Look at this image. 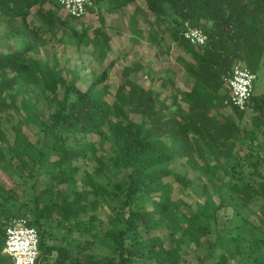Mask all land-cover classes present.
<instances>
[{
    "label": "trees",
    "instance_id": "1",
    "mask_svg": "<svg viewBox=\"0 0 264 264\" xmlns=\"http://www.w3.org/2000/svg\"><path fill=\"white\" fill-rule=\"evenodd\" d=\"M93 1L108 2V9L115 11L139 0ZM143 1L154 16L152 40L161 45L169 34L191 57H178L192 79V87L182 95L186 107L177 99L169 103L160 91L134 80L132 76L143 70L140 63L123 67L122 80L113 93L104 85L107 69L94 76L87 88H81L77 78H69L31 56L32 51L46 44V36L38 33L58 37L61 23L77 35L72 22L46 7L50 0H0V23H8L27 35L30 30L25 25L31 24L28 19L33 8L37 7L35 12L42 20V24H33L37 27L33 32L36 41H24L14 52L0 53V144L9 141L4 126L15 110L21 118L19 127L34 123L42 132L33 157L21 147H15L16 154L35 165L47 146L58 158L51 183L34 196L32 206L24 204L28 211L13 208L0 195V264H11L4 252L6 227L21 216L31 215L39 231L40 264H188L187 243L195 249L205 248V253L196 257L199 264H207L208 259L213 264H230L231 254L239 245L222 221L227 205L222 194L224 186L246 204L262 199L260 211L264 215V175L260 170L264 167V91L254 90L248 108L240 110L229 103L224 80L239 63L257 77L264 75V0ZM94 10L93 6L87 9ZM186 22L203 29L208 37L204 45L195 46L186 39ZM85 33L79 36V42ZM33 86L53 109L48 117L27 94ZM228 106L234 116L224 112ZM134 114L142 120L134 119ZM91 134L99 136L100 146L110 145L112 154H99L96 145L78 146V136ZM90 157L95 162L93 171L85 169L81 179L76 178L82 170L80 160L87 165ZM176 159H185L213 188L204 201L188 204L173 199L175 183L185 188L193 186L192 179L171 167ZM116 176L120 180L113 183L111 177ZM78 184L83 189L79 190ZM99 199L113 205L117 216L110 220L121 224L107 235L112 243L110 254H89L81 260L73 258L64 245L46 243L43 223L57 216V223L64 224L68 234L79 231L81 219L96 210ZM90 219L94 222L97 217L93 214ZM161 227L168 232L173 244L170 248L151 236ZM257 246L256 241L250 248L256 250ZM255 264L264 262L258 257Z\"/></svg>",
    "mask_w": 264,
    "mask_h": 264
},
{
    "label": "rangeland",
    "instance_id": "2",
    "mask_svg": "<svg viewBox=\"0 0 264 264\" xmlns=\"http://www.w3.org/2000/svg\"><path fill=\"white\" fill-rule=\"evenodd\" d=\"M109 5L108 2L95 4L93 1L94 11H88L83 18L73 20L60 6L59 0H50L46 7L53 8L61 19L72 22L77 35L73 33V28L58 23V37H51L49 32L38 33L39 36H46V44L32 51L31 56L55 67L69 78H77L78 85L83 89L90 85L94 76L100 75L107 69L108 78L104 85L110 87L111 93L122 80L123 67L140 63L143 70L132 76L134 80L160 91L162 98L168 99L169 103L177 99L179 105L186 107V104L182 102V95L184 91L192 87V79L178 61V57L188 60H191V57L173 41L169 34L161 45L152 40L150 27L154 16L148 10L145 1L139 0L115 11L109 10ZM36 10L37 7L33 8L28 19L31 24L24 23L26 29L30 30L27 35L8 23H0V53L14 52L23 45L24 41L37 40L33 33L37 27L33 24H42V20L37 16ZM18 21L22 22L20 19ZM83 31L86 32L85 36L79 42V36ZM254 90L256 93L264 91V75L257 77ZM27 94L33 98L39 111L48 117L53 109L44 100L39 89L33 86L27 90ZM110 96L112 97V94ZM21 99L22 95L19 96V100ZM178 104L173 107L176 108ZM224 112L233 115L229 106ZM132 117L138 121L142 120L140 115L134 114ZM20 119V115L15 110H12L6 118L4 128L9 141L0 144L4 148V151L0 152V157L1 154L4 157L0 158V195L9 201L13 208L28 211V207L24 204L32 206L34 196L51 183V174L56 170L55 160L58 158L56 152L46 148L47 146L43 147L44 154L38 155L35 165L29 162V158L23 160L16 154L15 147H21L27 155L32 156L33 150H38V141L42 136L40 128L34 123H26L19 127L17 124ZM99 140L98 135L91 134L78 136L76 141L79 142L78 146L96 145L99 154L111 155V146L108 144L100 146ZM79 164L82 170L76 174V178L81 179L85 169L93 171L95 162L90 157L89 164L86 165L83 159ZM171 167L193 181L191 188L175 183L172 192L174 200L191 204L204 201L214 192L199 172L188 166L185 159H176L171 163ZM69 168L70 165L67 166V169ZM260 170L264 175V167ZM123 173L126 174L127 171ZM111 179L113 183H117L120 177H111ZM255 180L258 181V179ZM69 187L73 188L74 185L70 184ZM77 188L83 189L80 184ZM222 194L227 202L224 209L226 215L223 214L222 221L224 225H228L230 236L236 241L235 244L239 245V249L231 254L229 263L255 264L258 257L264 262V215L260 211L263 200L257 199L253 203L246 204L227 186H224ZM91 199H94V196H91ZM97 202L96 210H90L81 219L79 231L68 234L65 225L57 223V216L43 223L42 229L46 243L56 246L64 245L68 247L73 258L81 260H85L89 254L99 253L101 256L110 254L112 243L107 240V235L120 228L121 224L110 220L111 217L117 216L111 207L113 205L103 199ZM146 206L149 207L150 204L147 202ZM93 214L96 215L97 220L91 222L90 216ZM227 218H230V221ZM151 236L155 237L159 243H163L166 248L173 245L164 227L152 231ZM256 241L257 249H251V244ZM187 246L188 264H199L196 257L205 253V248L202 246L195 249L188 243ZM206 263L214 262L208 259ZM151 264H155V261H151Z\"/></svg>",
    "mask_w": 264,
    "mask_h": 264
},
{
    "label": "built area",
    "instance_id": "3",
    "mask_svg": "<svg viewBox=\"0 0 264 264\" xmlns=\"http://www.w3.org/2000/svg\"><path fill=\"white\" fill-rule=\"evenodd\" d=\"M93 0H59L60 6L75 19L83 18L92 6ZM184 36L195 46L207 42V35L202 28L192 27L185 23ZM257 76L245 65L239 63L224 77L230 93L229 103L240 110L248 108L254 93ZM39 231L32 224L31 215L13 218L6 227V243L4 252L11 259V264H40Z\"/></svg>",
    "mask_w": 264,
    "mask_h": 264
}]
</instances>
